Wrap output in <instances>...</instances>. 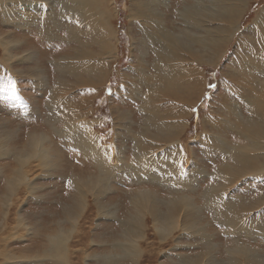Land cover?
Returning <instances> with one entry per match:
<instances>
[{
  "label": "rangeland",
  "instance_id": "rangeland-1",
  "mask_svg": "<svg viewBox=\"0 0 264 264\" xmlns=\"http://www.w3.org/2000/svg\"><path fill=\"white\" fill-rule=\"evenodd\" d=\"M15 2L0 4V88L18 97L0 92V264H264V0H99L105 50L75 1ZM247 126L257 163L238 172L225 150ZM138 137L173 170L135 169Z\"/></svg>",
  "mask_w": 264,
  "mask_h": 264
},
{
  "label": "bare ground",
  "instance_id": "bare-ground-1",
  "mask_svg": "<svg viewBox=\"0 0 264 264\" xmlns=\"http://www.w3.org/2000/svg\"><path fill=\"white\" fill-rule=\"evenodd\" d=\"M1 1H4V0H0V4H1ZM5 1H7V0H5ZM12 3H18V2H15V0H10ZM75 1V3H76V12H80V14H81V16H82V18H91L90 20H89V27L91 26V28H92V25H93V27H95V28H98L99 30H101V33H100V35L97 37V40L101 43V46L99 47V45H98V47L99 48H103L104 50L105 49H108V47L106 48V46H109V43H108V41L107 40H105L104 38V35H107L108 34V32H109V27H108V24H107V26H106V24L105 23H103V21L101 22L100 20H101V14H100V12H99V9H97V7H96V4H97V2L99 1V0H65V4L66 5H69V4H72L73 5V2ZM26 2V1H25ZM2 5V4H1ZM70 9V8H69ZM68 10V9H67ZM69 11V10H68ZM92 15H93V17H92ZM67 18V17H66ZM76 18V17H75ZM79 19H80V17H79ZM89 29V28H88ZM93 29V28H92ZM70 32V31H69ZM68 35H69V33H68ZM74 36H76V35H74ZM68 38H69V36H67ZM73 37V36H72ZM67 38V39H68ZM78 38V37H77ZM173 38V37H172ZM74 39H76V38H74ZM167 39V38H166ZM78 40H80V39H78ZM167 41V40H166ZM168 41H169V39H168ZM172 41V40H171ZM171 41L170 42H168V44H171ZM82 42V41H81ZM84 42V41H83ZM96 44V43H95ZM75 45H77V44H75ZM5 46V45H4ZM166 46H168V48H169V45H166ZM166 48V47H165ZM7 49V48H6ZM81 49V48H80ZM102 49V50H103ZM71 50V49H70ZM100 51H101V49H99ZM166 50V49H165ZM6 51V50H5ZM164 52V51H163ZM165 53V52H164ZM165 55V54H164ZM170 55H171V53H170ZM166 56V55H165ZM164 56V57H165ZM172 56V55H171ZM175 57H178L177 55L175 56ZM172 59V58H171ZM166 63V62H165ZM164 63V65H166ZM157 65H160V67L161 66H163L162 64H161V62H159V64H157ZM167 67H169L168 65H167ZM157 68H159V67H157ZM169 69V68H168ZM88 71H89V69H88ZM164 71V70H163ZM165 72V71H164ZM173 71H169V72H166L165 73V75H166V77L168 78L167 79V81H165V83H166V85L167 84H169L170 83V81L171 80H169V78H171L172 76H173ZM88 74H90L89 72H88ZM144 74V73H143ZM177 74V73H176ZM176 76V75H175ZM144 77V76H143ZM174 77V76H173ZM179 77V76H178ZM83 78V77H82ZM81 78V79H82ZM164 78V77H163ZM172 79V78H171ZM139 80V79H138ZM78 81V80H77ZM141 82V81H140ZM152 82V81H151ZM173 82V81H172ZM165 83H163V84H165ZM173 85H174V82L172 83ZM172 84H170V87H171V85ZM172 85V86H173ZM165 86V85H164ZM163 86V87H164ZM167 87V89L169 90V86H166ZM165 87V88H166ZM172 89V88H171ZM146 98V97H145ZM260 99V97H256V99ZM148 99V98H147ZM151 99V98H150ZM255 99V98H254ZM149 100V99H148ZM259 101V100H258ZM252 102V101H251ZM254 102V101H253ZM255 103V102H254ZM253 103V104H254ZM252 107V106H251ZM255 107L257 108V109H259V108H261V107H263L262 105H255ZM253 108V107H252ZM263 110L264 109H262V112H263ZM252 111H253V109H252ZM251 111V112H252ZM234 115V114H233ZM253 115V114H252ZM263 115V117H264V114H262ZM257 116V115H256ZM261 117V116H260ZM263 117H261V118H263ZM246 120V119H245ZM244 120V121H245ZM251 121V120H250ZM248 122V121H247ZM253 122H254V120H253ZM253 122H251V123H253ZM257 122V121H256ZM250 123V124H251ZM237 124H239V123H237ZM254 124V123H253ZM68 127L69 128H72V129H74L75 127L71 124V122H69L68 123ZM158 127V126H157ZM245 127V126H244ZM238 128V127H237ZM263 128V127H262ZM171 129V128H170ZM173 129V128H172ZM246 129V128H245ZM259 129H261L260 127H259ZM167 129H165V131H166ZM253 130H255V132H253ZM245 131V130H244ZM248 131H250V133L249 134H251V135H248ZM260 132V130H257V129H255V128H253L252 126H247V130H246V137H247V139H248V142L244 145V146H237V147H232L231 148V146H230V148H228L227 150H225V152H227L228 154L230 153V156L232 155V158H233V164H234V166H236V169L238 170V172H240V171H245V170H248V169H252V170H254L255 169V165H256V163H257V161H256V159H257V156H254V155H257V154H253L252 152V150H254V149H256V148H259V146H260V142H259V139H256V136H257V134ZM161 133V132H160ZM263 133H264V131H263ZM260 134L262 135V133L260 132ZM171 135V134H170ZM143 136V135H142ZM168 136V135H167ZM212 136V135H211ZM254 136V137H253ZM170 137V136H169ZM213 137H215V135L213 134V136H212V138ZM219 137V136H218ZM217 136L215 137V139H211L212 141H214V143L213 144H217V146L219 147L220 146V149H224L225 148V146L224 145H226V144H224V143H222L221 142V140H219V138H218ZM90 138V137H89ZM260 138H262V137H260ZM264 138V137H263ZM262 138V139H263ZM87 140H89L88 138H86ZM138 140H137V149H136V159L137 160H140V159H142L143 160V163L139 166V167H137V168H135V169H139V168H142V169H145V171L146 172H148V173H150L151 174V172H156V173H159L160 175H162V174H166V173H168L170 170L168 169L170 166H171V158H169V153H167V155L166 156H163L162 158H152V157H150V155L147 153L148 151H145L144 149L142 150L141 148H140V146L139 145H143V143L142 144H139V142H140V138L138 137L137 138ZM143 139V138H142ZM217 140V141H216ZM29 141H30V147H35V146H37V144H38V142H41L40 141V139H39V137H36V136H32L30 139H29ZM208 141H210L209 139H208ZM212 141H211V143H212ZM249 141H250V143H249ZM143 142V141H142ZM139 144V145H138ZM209 144V143H208ZM241 144V143H240ZM178 145V144H177ZM180 145V144H179ZM214 146V145H213ZM258 146V147H257ZM28 148V147H27ZM37 148V147H36ZM233 148H235V149H233ZM174 149V148H173ZM25 150V149H24ZM249 150H251L252 152H250ZM26 151V150H25ZM177 151H178V149H177ZM248 151H249V153H248ZM43 152H45V151H42V153ZM169 152V151H168ZM174 152V151H173ZM30 153V152H29ZM33 153V152H32ZM165 153V154H166ZM44 154V153H43ZM152 154V153H151ZM173 155H174V153H172ZM45 155V154H44ZM43 155V156H44ZM172 155V156H173ZM152 156H154V154L152 155ZM156 156V155H155ZM175 157V156H174ZM264 160V159H263ZM51 163V162H50ZM123 163V162H122ZM48 164V163H47ZM252 165H254L253 167H252ZM157 166L159 167V169H158V171L156 170V168H157ZM196 166V165H195ZM228 167H229V165H228ZM230 167H232L231 165H230ZM229 167V168H230ZM245 167H247V168H245ZM261 167V166H260ZM48 168V167H47ZM172 170H173V168L172 167H170ZM197 168V167H196ZM229 168H227L225 171H223L224 172V174L222 173V174H220V172L221 171H219L218 172V174H217V178L218 179H224V178H227V180H228V177L230 178L232 175H233V169H229ZM187 169V168H186ZM250 169V170H251ZM177 170V169H176ZM185 171V170H184ZM234 171H236V170H234ZM257 171V170H256ZM172 172V171H171ZM248 172H250V171H248ZM253 172V171H252ZM134 173V172H133ZM140 173V172H139ZM153 173V174H154ZM259 173V172H258ZM131 174V173H130ZM135 174V173H134ZM172 174V173H171ZM173 175V174H172ZM172 175H168V176H172ZM254 175H255V173H254ZM139 176V175H138ZM141 176V175H140ZM174 176V175H173ZM234 176V175H233ZM179 177H181V176H179ZM253 177V176H252ZM99 180V179H98ZM101 180V179H100ZM175 183H179L180 182V180H177V181H174ZM224 182H227V181H224ZM219 183V182H218ZM90 184H91V182H90ZM93 185H94V183H93ZM218 185V184H217ZM88 186H89V183H88ZM95 186V185H94ZM223 187V186H222ZM99 189V188H98ZM149 191V190H148ZM96 192H99V191H96ZM138 193V192H137ZM146 194H148V193H146ZM145 194V195H146ZM144 195V196H145ZM219 195V194H218ZM140 196H143V194H141ZM139 196V197H140ZM143 196V197H144ZM149 196V195H148ZM155 196V195H154ZM146 197V196H145ZM147 198V197H146ZM138 199V198H137ZM152 200H155V199H152ZM214 200H216L215 198H214ZM213 200V201H214ZM258 200H260V199H258ZM218 201H220V200H218ZM222 201V200H221ZM142 202V201H141ZM215 202V201H214ZM180 203V202H179ZM185 203V202H184ZM222 203V202H221ZM220 203V204H221ZM206 204V203H205ZM216 204V203H215ZM102 206V205H101ZM173 206V205H172ZM143 207V206H142ZM229 207V206H228ZM232 207V206H231ZM194 207H192L191 209H193ZM103 209V208H102ZM229 209H231V208H229ZM142 210V209H141ZM184 211V210H183ZM219 211H221L220 209H216L215 210V214L217 215V214H219L220 212ZM239 211V210H238ZM138 212H140V211H138ZM156 212V211H155ZM189 212V211H188ZM222 212V211H221ZM239 213V212H238ZM193 214V213H192ZM191 214V215H192ZM235 215H237V214H235ZM160 217V216H159ZM163 217H164V215H163ZM162 217V218H163ZM167 217V216H166ZM165 217V219L164 220H166V222H164V220L162 219V222H161V224L158 226V234L160 235V236H158V237H161V238H163L164 239V237H166L168 234H169V232H171L172 230H173V227L175 226V222H174V220H172V217H171V219L170 218H166ZM233 217H234V214H233ZM157 218V217H156ZM155 218V220H157L158 221V219H156ZM222 218V217H221ZM231 218V217H230ZM161 219V218H160ZM174 219V218H173ZM227 220V219H226ZM230 220V219H229ZM232 220H234V219H231V221ZM192 221V220H191ZM199 221V220H198ZM234 222V221H233ZM188 223H189V221H188ZM235 223H237V222H235ZM231 224V223H230ZM234 224V223H233ZM188 226V225H187ZM196 226V225H195ZM198 228H199V226H197ZM234 227H235V225H234ZM255 227V226H254ZM264 227V226H263ZM194 228V227H193ZM192 228V229H193ZM262 229V228H261ZM188 230V229H187ZM130 234V233H129ZM170 235V234H169ZM130 235H127V237H129ZM192 236V235H191ZM212 236V235H211ZM208 242V241H207ZM209 243V242H208ZM207 246H208V244H206ZM205 245V246H206ZM206 246V247H207ZM135 248V247H134ZM205 248V247H204ZM203 248V249H204ZM209 249V248H208ZM206 250H207V248H206ZM215 250V249H214ZM209 252V251H208ZM177 255V254H176ZM181 255V254H180ZM213 255V254H212ZM212 255H210V256H212ZM208 257V256H207ZM169 258V257H168ZM171 258V257H170ZM181 258H184V257H182L181 256ZM186 258H188V257H186ZM192 259V258H191ZM187 260H189L190 262H192L193 261V259H192V261L188 258ZM184 261H186V259H184ZM188 261V262H189ZM187 262V261H186ZM185 262V263H186ZM193 263V262H192ZM191 263V264H192ZM210 263V262H209ZM165 264H166V262H165ZM175 264V263H174Z\"/></svg>",
  "mask_w": 264,
  "mask_h": 264
},
{
  "label": "snow or ice",
  "instance_id": "snow-or-ice-1",
  "mask_svg": "<svg viewBox=\"0 0 264 264\" xmlns=\"http://www.w3.org/2000/svg\"><path fill=\"white\" fill-rule=\"evenodd\" d=\"M0 92L5 93L6 94L5 99L9 101H14L18 99L16 95L15 83L10 78L8 79L7 84L3 85V87L0 88Z\"/></svg>",
  "mask_w": 264,
  "mask_h": 264
}]
</instances>
